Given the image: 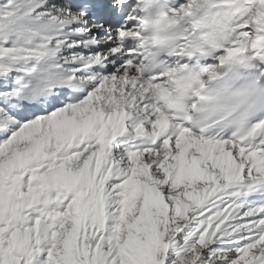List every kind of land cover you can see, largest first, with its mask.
Returning <instances> with one entry per match:
<instances>
[{"label":"snow or ice","instance_id":"1","mask_svg":"<svg viewBox=\"0 0 264 264\" xmlns=\"http://www.w3.org/2000/svg\"><path fill=\"white\" fill-rule=\"evenodd\" d=\"M0 264H264V0H0Z\"/></svg>","mask_w":264,"mask_h":264}]
</instances>
